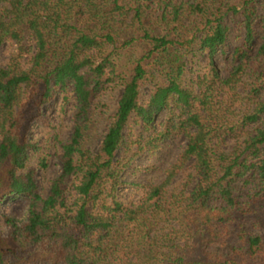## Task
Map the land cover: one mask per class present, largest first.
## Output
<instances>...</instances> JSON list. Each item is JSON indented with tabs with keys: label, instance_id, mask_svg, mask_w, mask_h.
<instances>
[{
	"label": "trees",
	"instance_id": "1",
	"mask_svg": "<svg viewBox=\"0 0 264 264\" xmlns=\"http://www.w3.org/2000/svg\"><path fill=\"white\" fill-rule=\"evenodd\" d=\"M231 17L244 33L224 73L216 56L228 58ZM9 41L18 52L0 65V202L30 205L5 215L0 264H264V0H0V45ZM117 87L93 149L101 97ZM58 98L75 100L73 130L44 194L49 159L32 164L41 146L30 131L50 125L45 107ZM181 135L163 180L125 178ZM187 166L197 180L171 190ZM129 185L141 196L128 203Z\"/></svg>",
	"mask_w": 264,
	"mask_h": 264
},
{
	"label": "rangeland",
	"instance_id": "2",
	"mask_svg": "<svg viewBox=\"0 0 264 264\" xmlns=\"http://www.w3.org/2000/svg\"><path fill=\"white\" fill-rule=\"evenodd\" d=\"M229 23L232 26V30L226 43L228 58L226 59L225 56L222 55V52L216 56L218 64L224 73H227L230 69L229 60L232 59L235 46L242 43V35L244 33L239 27L240 24L237 18H229ZM121 39L123 40V37ZM17 52L18 45L13 41L0 45V65H6L10 58ZM28 60L29 53H27L23 59L24 66L28 65ZM202 60L207 61V56ZM121 91L122 89L119 87L111 88L101 97V102L99 103L100 107L98 109L99 114L93 124V134L89 143L93 149H97L101 143L110 116L116 110ZM74 102L75 100L72 99L67 107L63 106L61 98L49 103L46 105L45 111L51 118L50 125H42L41 123L35 122L30 131L32 138L41 146L40 150L32 151V164L39 165V160L42 156H47L49 159V166L46 168L39 167L37 176L40 188L44 194L49 192L51 180L62 170V161L57 155L58 152L62 151L59 138H68L72 133ZM165 116L166 112H163L160 119H164ZM134 126L135 130L133 135H137L141 131L142 126L141 124H138V122H135ZM186 143L187 138L185 135L167 139L163 143L162 148L155 153L145 152L138 156L132 162V165L125 171V178L136 182H160L166 176V168L177 160ZM228 146L231 147L232 142ZM191 170V167H185V169L175 177L174 183L171 185V190H180L186 185L190 188L197 180L189 178ZM140 191L141 190L137 186L129 185L122 189L121 195L123 196V199L129 203L139 199V196H141ZM29 205V198L22 195L8 198L7 200L0 202V231L5 234L8 231L9 226L5 221L6 214L15 215L20 218L24 217L28 213ZM250 221H252V219ZM232 227L234 228V231H236L239 226L238 224H234ZM229 240H232V238H229Z\"/></svg>",
	"mask_w": 264,
	"mask_h": 264
}]
</instances>
